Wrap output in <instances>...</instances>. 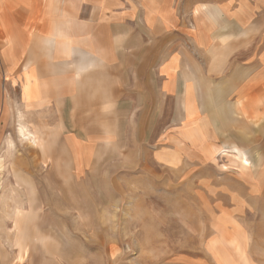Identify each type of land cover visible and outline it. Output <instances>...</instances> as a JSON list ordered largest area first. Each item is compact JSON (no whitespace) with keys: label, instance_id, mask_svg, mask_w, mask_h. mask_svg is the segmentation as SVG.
<instances>
[{"label":"rangeland","instance_id":"obj_1","mask_svg":"<svg viewBox=\"0 0 264 264\" xmlns=\"http://www.w3.org/2000/svg\"><path fill=\"white\" fill-rule=\"evenodd\" d=\"M209 17L183 13L177 28L184 45L193 21L201 26ZM211 18L222 25L223 16ZM140 25L135 46H120L131 58L119 63L120 107L127 106L122 93L133 90L140 74H151L153 89L159 73L153 58L176 39L173 32L149 37ZM3 33L0 27V71ZM200 59L184 65L186 79L194 67L207 69V56ZM105 79L94 102L67 95L34 108L21 98L24 90H8L0 135V264H264V91L245 101L240 114L247 125L241 127L232 125L229 100L211 98L208 135L192 144L180 131L189 122L183 96L159 102L152 95L145 111L140 101L135 110L117 112ZM212 83L204 79L203 86ZM22 126L39 137L43 158L25 146ZM41 138L50 143L49 158ZM17 169L31 172L32 205L17 184L30 182ZM16 203L32 210L34 239L24 244L25 255L16 244Z\"/></svg>","mask_w":264,"mask_h":264},{"label":"crops","instance_id":"obj_2","mask_svg":"<svg viewBox=\"0 0 264 264\" xmlns=\"http://www.w3.org/2000/svg\"><path fill=\"white\" fill-rule=\"evenodd\" d=\"M205 5L209 6V12L204 10ZM184 12L192 17L210 16L201 26L193 21L191 41L185 45L177 28L183 25ZM211 15L223 16L222 25L215 23ZM140 24L149 37L152 33L166 38L167 34H175L176 39L153 58L159 66L153 89L151 74H140L137 83L132 85L133 90L122 93L127 106L120 107L119 63L131 61L128 54L127 57L120 53V46H135V29L137 25L142 28ZM0 27L6 44L4 71H0V135L3 133V136L7 93L16 88L24 90L21 98L34 108L60 102L67 95L79 103L87 99L94 102L102 93L99 92L102 80L108 81L107 77L111 108L117 112L135 110L140 101L143 103L138 109L145 111L150 108L145 105L151 103L152 95L158 96L159 102L167 96L181 95L189 122L180 131L192 144L204 143V136L208 135L205 121L212 119L207 106L211 98L217 100L224 96L229 100L235 115L232 125L241 127L247 125L240 114L245 101L264 91V0H207L206 3L201 0H0ZM201 54L207 56V69L201 72L194 67L190 80L186 79L190 72L185 73L184 65L194 60L202 62ZM204 79L212 80L213 85L204 87ZM93 94L96 96L91 99ZM256 109L262 112L263 107L260 104ZM206 111L208 117H203ZM197 112H200L198 127L190 123ZM20 133L28 136L21 140L31 155L38 154L39 137L25 126ZM213 142L215 139H210V144ZM42 143L49 158L50 143L46 139ZM205 149L211 152L210 147ZM38 155L43 158L42 154ZM17 170L30 182V187L16 183L30 195L32 205L36 190L28 177L31 172ZM31 211L26 212L23 204L16 203V244L24 255L29 250L24 244L34 239L29 232Z\"/></svg>","mask_w":264,"mask_h":264}]
</instances>
